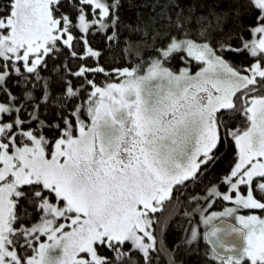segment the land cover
Segmentation results:
<instances>
[{"label": "snow or ice", "instance_id": "6c2138e0", "mask_svg": "<svg viewBox=\"0 0 264 264\" xmlns=\"http://www.w3.org/2000/svg\"><path fill=\"white\" fill-rule=\"evenodd\" d=\"M63 7L0 0V264H183L197 215L220 264H264V215L239 211L264 212V0H216L206 15L153 0L135 24L121 0H71L74 16ZM114 42L117 65L106 67ZM220 143H234L227 190L210 182L194 194ZM219 198L233 206L205 212ZM177 215L188 223L170 243ZM221 217L238 226L217 227Z\"/></svg>", "mask_w": 264, "mask_h": 264}, {"label": "trees", "instance_id": "16d2710c", "mask_svg": "<svg viewBox=\"0 0 264 264\" xmlns=\"http://www.w3.org/2000/svg\"><path fill=\"white\" fill-rule=\"evenodd\" d=\"M78 2V0H77ZM153 0H121L122 8H121V16L126 24H135L137 22V15L139 13L140 18L144 21L148 20L149 14H150V8L151 3ZM216 0H184L185 4H193L195 5V13L200 14L204 13L205 15L209 12L210 7L213 3H215ZM240 0H220V6L222 8H227L230 4L232 6H235L237 3H239ZM61 3L63 4L64 11H68L73 16L75 15V12L69 7V4L71 3V0H61ZM147 4L148 7H140L141 5ZM235 21L230 15L228 19L224 23V28L227 30L228 28L235 27ZM127 31L123 33V35L120 37V45L123 44V36L127 35ZM219 34V33H217ZM249 38V37H245ZM132 39H138L136 36H132ZM89 40L91 46L104 50L107 44V41L105 38L101 35L92 36L89 35ZM82 43L81 42V50H82ZM233 44H235V41H233ZM120 45H116L115 42L113 44L107 45L109 48H111L112 54L109 55L107 52H105L104 55L100 57V63L104 66H116L117 65V58L120 55ZM150 53L148 51H145L144 55L148 56ZM224 56L226 59H229L230 61L234 63H238L241 60H244L247 62V53H236L234 51L226 49L224 52ZM89 66H92L95 62V58H92V60H88L85 58L84 61ZM78 63L73 64V69L75 70L76 67H78ZM120 63H123V61H120ZM176 69L178 70L179 65H175ZM194 70V69H193ZM90 78H91V74ZM111 79H117L115 75L113 74ZM95 79L97 82H103L105 80L104 74H97L95 76ZM11 83V82H9ZM0 100H3V95H0ZM41 112L43 113V109H41ZM42 118L45 120H48L49 122L54 118L53 115H42ZM86 118V117H85ZM45 132L49 135H52L51 132L47 129V127L44 129ZM217 155L221 156L222 159L217 160L216 164L213 167V170L211 173H208L204 177V182L197 184L195 186V189L193 190L194 194H204L205 193V186L209 185L210 182H216L218 184V188L220 190H226V185L221 181L222 175L227 170V161L230 158V156L234 152V143L225 145L224 143H220L218 145ZM245 188V187H244ZM227 203L222 200V198L217 199L212 205H210L209 209H222ZM185 210H191V207H182L181 212ZM243 212L248 211H255L257 213H264L261 210L258 209H242ZM167 212V208L159 210L158 214H164ZM197 220V216L193 218L192 222L195 223ZM187 220H181V216L177 215L173 217L168 225V239L170 243H174L176 239H179L182 235L185 234V227L187 225ZM183 225V226H178ZM177 259H181L183 261V264H220L219 261L212 258L211 250L206 245L203 234L194 242L192 250H188L186 248H181L179 253L177 254Z\"/></svg>", "mask_w": 264, "mask_h": 264}, {"label": "rangeland", "instance_id": "374dc122", "mask_svg": "<svg viewBox=\"0 0 264 264\" xmlns=\"http://www.w3.org/2000/svg\"><path fill=\"white\" fill-rule=\"evenodd\" d=\"M230 194H234V190H233V193H230ZM226 203H227V204H226L225 206H233V205H232V202H226ZM225 206H224V207H225ZM209 207H210V206L205 207V212H207V211H222V210H223V208H222V209H213V210H212V209H209ZM239 211H240L241 214H244V215L250 214V213H252V212H254V213L257 214V215H264V213H257V212H255V211L243 212L242 209H240ZM218 220H227L228 222H230V223H232V224L238 226V224H237V222L235 221L234 217H231V218H227V217L217 218L216 222H217ZM195 224H196L197 229H198V236H197V239H198V238L203 234V232H204V230H205V226H204L203 224H200V223L198 222V215H197V220L195 221ZM212 258H214L215 260H217V259L215 258L214 255H212ZM217 261H218V260H217Z\"/></svg>", "mask_w": 264, "mask_h": 264}, {"label": "water", "instance_id": "95a60500", "mask_svg": "<svg viewBox=\"0 0 264 264\" xmlns=\"http://www.w3.org/2000/svg\"><path fill=\"white\" fill-rule=\"evenodd\" d=\"M227 223H230L228 222L227 220H218L216 222V225L217 227H220V228H223L227 225ZM234 225V224H233ZM221 236H223L224 234L223 233H220ZM239 239V237L235 236V235H232L230 237H228L225 242H232V243H235L237 242ZM205 241V240H204ZM206 245L210 248V250L212 249V245L208 243V241H205Z\"/></svg>", "mask_w": 264, "mask_h": 264}, {"label": "crops", "instance_id": "0c3cea01", "mask_svg": "<svg viewBox=\"0 0 264 264\" xmlns=\"http://www.w3.org/2000/svg\"><path fill=\"white\" fill-rule=\"evenodd\" d=\"M226 190H227V188H226ZM242 192H243V194H246V187L244 188H242Z\"/></svg>", "mask_w": 264, "mask_h": 264}]
</instances>
